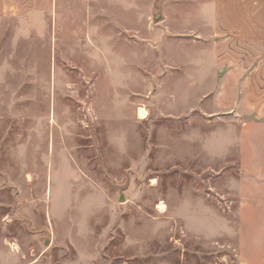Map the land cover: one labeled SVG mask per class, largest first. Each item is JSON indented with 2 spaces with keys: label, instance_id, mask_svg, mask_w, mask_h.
Wrapping results in <instances>:
<instances>
[{
  "label": "rangeland",
  "instance_id": "1",
  "mask_svg": "<svg viewBox=\"0 0 264 264\" xmlns=\"http://www.w3.org/2000/svg\"><path fill=\"white\" fill-rule=\"evenodd\" d=\"M208 1L0 0V264H264V45Z\"/></svg>",
  "mask_w": 264,
  "mask_h": 264
},
{
  "label": "crops",
  "instance_id": "2",
  "mask_svg": "<svg viewBox=\"0 0 264 264\" xmlns=\"http://www.w3.org/2000/svg\"><path fill=\"white\" fill-rule=\"evenodd\" d=\"M183 16L186 22L199 20L206 35H227L249 47L264 45V0H209L200 11Z\"/></svg>",
  "mask_w": 264,
  "mask_h": 264
},
{
  "label": "bare ground",
  "instance_id": "3",
  "mask_svg": "<svg viewBox=\"0 0 264 264\" xmlns=\"http://www.w3.org/2000/svg\"><path fill=\"white\" fill-rule=\"evenodd\" d=\"M143 108H144V107H143ZM143 108L140 109V116H141V117H144V115H143V114H144V113H143Z\"/></svg>",
  "mask_w": 264,
  "mask_h": 264
}]
</instances>
